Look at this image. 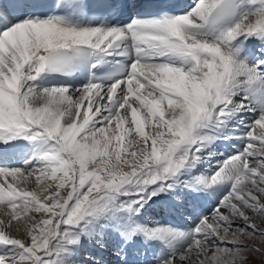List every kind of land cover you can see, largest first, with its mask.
I'll return each mask as SVG.
<instances>
[{"label": "snow or ice", "instance_id": "6c2138e0", "mask_svg": "<svg viewBox=\"0 0 264 264\" xmlns=\"http://www.w3.org/2000/svg\"><path fill=\"white\" fill-rule=\"evenodd\" d=\"M0 264H264V0H0Z\"/></svg>", "mask_w": 264, "mask_h": 264}, {"label": "bare ground", "instance_id": "6f19581e", "mask_svg": "<svg viewBox=\"0 0 264 264\" xmlns=\"http://www.w3.org/2000/svg\"><path fill=\"white\" fill-rule=\"evenodd\" d=\"M229 149H225L223 146L220 147V151L224 152L226 154V151ZM219 158H223L222 156ZM151 211H155V214H151ZM181 209H176L172 207H164V206H157L154 207L153 209L149 210V213L146 215V219L149 221L155 220L160 223H168V224H173V223H182V224H190L191 218L183 216L182 215ZM206 213V212H205Z\"/></svg>", "mask_w": 264, "mask_h": 264}]
</instances>
